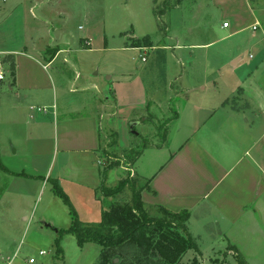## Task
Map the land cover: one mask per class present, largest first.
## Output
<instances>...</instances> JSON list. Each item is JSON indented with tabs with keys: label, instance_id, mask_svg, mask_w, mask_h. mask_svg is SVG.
<instances>
[{
	"label": "rangeland",
	"instance_id": "1",
	"mask_svg": "<svg viewBox=\"0 0 264 264\" xmlns=\"http://www.w3.org/2000/svg\"><path fill=\"white\" fill-rule=\"evenodd\" d=\"M22 1L16 10L11 0H0V51L27 46L43 57L64 50L48 68L56 87L55 95L51 91L46 101L51 104L33 102L35 106L26 113L18 109L13 122L6 118L14 111L7 108L12 101L7 96L14 93L12 76L3 60L5 52L0 54V158L6 167L24 166L38 179L12 177L0 169V264H29L30 257L35 258L33 264H97L101 244L80 245L68 231L74 219L96 224L104 210L132 203L129 184L112 197L102 193L101 184L115 187L132 172L142 174L145 166L150 171L169 157L194 130L187 129V114L203 94L237 93L252 71L254 87L264 80V0H250L254 18L247 0ZM225 20L230 28L223 27ZM256 22L258 27L253 29ZM146 36L153 48L131 45ZM183 73L182 81L192 83L193 90H180L182 82L176 79ZM249 81L242 86L248 87ZM85 96L92 100L87 110L98 108L105 141L111 142L112 132L116 134L110 150L124 163L109 169L105 181L103 152L69 154L58 149L50 136L41 148L37 140L31 143L35 148H29L24 139L27 120L34 122L40 114L51 118L54 111L62 118L80 114L74 110ZM175 111L181 113L180 119ZM247 113L252 124L259 113L254 108ZM195 114L196 124L201 123L204 113ZM45 127L44 136L51 131L50 125ZM133 147L141 148L143 155L130 165L132 157L124 153ZM137 182V187L143 184ZM260 203L264 205V197ZM149 214L159 212L152 209ZM190 226L186 233L193 247L180 264H241L242 260L264 264V213L256 218L254 213L245 215L229 230L199 220ZM222 233L233 238L227 245L214 239ZM40 250L46 253L40 255ZM118 251L128 259L138 252L131 244Z\"/></svg>",
	"mask_w": 264,
	"mask_h": 264
},
{
	"label": "crops",
	"instance_id": "2",
	"mask_svg": "<svg viewBox=\"0 0 264 264\" xmlns=\"http://www.w3.org/2000/svg\"><path fill=\"white\" fill-rule=\"evenodd\" d=\"M11 2H13L12 8L16 7V10L24 3L22 0H11ZM246 7L254 18L253 2L247 0ZM32 8L33 6L30 10ZM246 24H249V21ZM230 26L229 23L227 28ZM150 47L153 48L152 45ZM62 50L64 49H56L53 55L48 51L49 55L43 57L38 54L35 56L33 50L28 49L27 46L22 50L0 51V54L5 52V56L2 55L3 60L8 64L12 76L9 83L10 90L14 93L7 96L12 100L7 108H13L14 111L6 112L9 114L6 118H9L10 122L18 119L15 118L18 109H22L25 113L29 109L32 110L31 108L35 106L33 102L42 103L44 106L51 104L46 101L51 91L55 95L56 87L48 68ZM253 73L254 71L241 82V85H238L237 93L221 95L217 91V94H203L201 101H196V104L190 106L192 109L188 110L187 129H194L190 131V135L169 157L157 165L154 164L150 171L149 166H145L142 174L136 171L130 174L135 175L143 182L142 185H145L140 196L147 211L150 212L157 207L178 213L188 211L190 213L187 221L188 230L191 229L193 220H199L201 224L207 222L221 224L229 230L245 215L254 213L256 218L264 213V205L260 203L264 197V80L257 81L254 87V80L251 79ZM184 74L176 79L182 82L180 90H193L192 83L182 81ZM248 80H250L248 87L242 86ZM202 88L205 90L206 86ZM213 91L216 89L213 88ZM250 92L254 95L253 98ZM85 98L84 103L74 110L80 114L62 118L54 111L51 118L40 114L34 122L28 121L27 118L23 119L28 122L27 131H24L26 143L31 144L32 141L37 140V145L41 148L44 138L50 136L55 139L58 149L69 154L102 152L107 145L105 141L107 137L102 134V124L99 121L101 117L98 115V108L95 111L87 110L92 100L87 96ZM238 101L242 102V105ZM6 106L7 103L4 104V107ZM253 108L259 114H256V119L251 124L246 115H248L247 110ZM195 113L198 116L204 113L201 123L196 124ZM29 116L32 119L34 117V115ZM175 117L180 119L181 113L175 111ZM46 124L51 126V131L44 136ZM173 138L172 134L169 141ZM8 142L15 144L11 138ZM29 148L35 147L31 144ZM17 152L18 149L15 148V153ZM38 154L43 156L41 152ZM142 155L143 153L139 157ZM21 167L23 168L6 167L8 171L1 170L12 177L31 176V179H36L37 174L26 172L24 166ZM33 171L37 173L38 168H34ZM222 234L221 236L218 234L214 239L222 240L227 245L229 243L227 240L232 237Z\"/></svg>",
	"mask_w": 264,
	"mask_h": 264
},
{
	"label": "trees",
	"instance_id": "3",
	"mask_svg": "<svg viewBox=\"0 0 264 264\" xmlns=\"http://www.w3.org/2000/svg\"><path fill=\"white\" fill-rule=\"evenodd\" d=\"M131 45L146 47L152 44L149 36H146L143 39L134 40ZM114 134L112 132V141L107 142V146L102 150L106 156L102 173L103 181L106 180L107 171L116 163H121L119 159H116L118 156L115 152L110 150L116 144ZM141 152V148L137 150L133 147L126 150L124 155L132 157L130 163L132 164ZM0 169L8 171L1 158ZM138 180L135 175H129L120 180L115 187H108L102 183V193L106 197L121 193L125 185L129 184L133 192L132 203L115 204L110 209L104 210L101 221L96 224H86L74 219L68 231L76 236L80 245L86 242L101 244V258L97 264H180L184 254L193 247L192 237L186 233V223L190 213L188 211L172 212L157 207L158 216L149 214L143 207L140 196L145 185L137 187ZM130 244L134 245L138 252L128 259L119 254L118 248L121 249ZM240 263L244 264V261Z\"/></svg>",
	"mask_w": 264,
	"mask_h": 264
},
{
	"label": "built area",
	"instance_id": "4",
	"mask_svg": "<svg viewBox=\"0 0 264 264\" xmlns=\"http://www.w3.org/2000/svg\"><path fill=\"white\" fill-rule=\"evenodd\" d=\"M222 25H223L224 28H227V27H229V22H228V21H224ZM257 27H258V24H254L253 29H257ZM142 60H145V57H142ZM2 78H3V74H2V72L0 71V79H2ZM45 253H46V252H45L44 250H40V251H39V254H40V255H44ZM28 263H29V264H33V263H35V258L30 257V258L28 259Z\"/></svg>",
	"mask_w": 264,
	"mask_h": 264
},
{
	"label": "water",
	"instance_id": "5",
	"mask_svg": "<svg viewBox=\"0 0 264 264\" xmlns=\"http://www.w3.org/2000/svg\"><path fill=\"white\" fill-rule=\"evenodd\" d=\"M117 260V259H116Z\"/></svg>",
	"mask_w": 264,
	"mask_h": 264
}]
</instances>
